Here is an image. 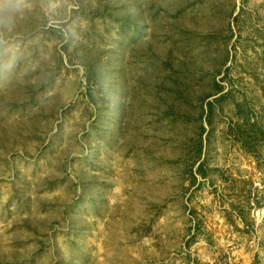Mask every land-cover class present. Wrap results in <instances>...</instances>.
<instances>
[{
	"label": "rangeland",
	"instance_id": "1",
	"mask_svg": "<svg viewBox=\"0 0 264 264\" xmlns=\"http://www.w3.org/2000/svg\"><path fill=\"white\" fill-rule=\"evenodd\" d=\"M29 4L0 55V264H264V0Z\"/></svg>",
	"mask_w": 264,
	"mask_h": 264
},
{
	"label": "clouds",
	"instance_id": "2",
	"mask_svg": "<svg viewBox=\"0 0 264 264\" xmlns=\"http://www.w3.org/2000/svg\"><path fill=\"white\" fill-rule=\"evenodd\" d=\"M29 7V0H0V55L5 50V34L13 31L18 16Z\"/></svg>",
	"mask_w": 264,
	"mask_h": 264
}]
</instances>
